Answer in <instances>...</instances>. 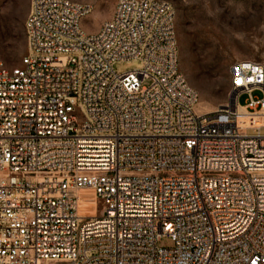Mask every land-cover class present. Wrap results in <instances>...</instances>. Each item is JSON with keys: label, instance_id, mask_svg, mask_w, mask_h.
I'll use <instances>...</instances> for the list:
<instances>
[{"label": "built area", "instance_id": "1", "mask_svg": "<svg viewBox=\"0 0 264 264\" xmlns=\"http://www.w3.org/2000/svg\"><path fill=\"white\" fill-rule=\"evenodd\" d=\"M93 10L31 0L28 52L0 61V264H264V60L200 113L171 2L118 0L89 33Z\"/></svg>", "mask_w": 264, "mask_h": 264}, {"label": "rangeland", "instance_id": "2", "mask_svg": "<svg viewBox=\"0 0 264 264\" xmlns=\"http://www.w3.org/2000/svg\"><path fill=\"white\" fill-rule=\"evenodd\" d=\"M89 2L93 12L83 27L96 32L109 19L118 0H76ZM176 10V33L180 70L189 85L199 93L197 111H213L230 98V68L238 60H264V0H167ZM31 0H0V61L8 66L21 62L28 52L25 21ZM141 67V62H119L115 70L123 73ZM261 97L262 91L255 90ZM247 94L239 101L245 104ZM83 212L96 215L97 197L80 191ZM91 212V213H89ZM171 247L170 236L159 240ZM64 264V263H53Z\"/></svg>", "mask_w": 264, "mask_h": 264}, {"label": "bare ground", "instance_id": "3", "mask_svg": "<svg viewBox=\"0 0 264 264\" xmlns=\"http://www.w3.org/2000/svg\"><path fill=\"white\" fill-rule=\"evenodd\" d=\"M221 106H223V105H221ZM198 111H199V110H198ZM199 112L201 113V112H211V111H199ZM83 190L92 191V192L95 194L94 190L91 189V188L81 189V190L78 191V195H79V197H80L81 210H82V211H83V206H82V199H81V196H80V191H83ZM95 196H96V195H95ZM89 213H91V212H89ZM93 216H94V215H93Z\"/></svg>", "mask_w": 264, "mask_h": 264}]
</instances>
